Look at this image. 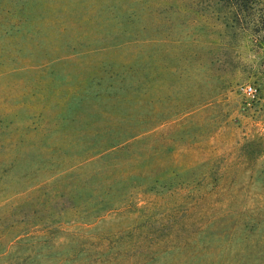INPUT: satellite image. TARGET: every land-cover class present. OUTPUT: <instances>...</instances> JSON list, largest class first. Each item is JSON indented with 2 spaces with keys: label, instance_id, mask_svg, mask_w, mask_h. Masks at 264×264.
Here are the masks:
<instances>
[{
  "label": "rangeland",
  "instance_id": "obj_1",
  "mask_svg": "<svg viewBox=\"0 0 264 264\" xmlns=\"http://www.w3.org/2000/svg\"><path fill=\"white\" fill-rule=\"evenodd\" d=\"M0 264H264V0H0Z\"/></svg>",
  "mask_w": 264,
  "mask_h": 264
},
{
  "label": "built area",
  "instance_id": "obj_2",
  "mask_svg": "<svg viewBox=\"0 0 264 264\" xmlns=\"http://www.w3.org/2000/svg\"><path fill=\"white\" fill-rule=\"evenodd\" d=\"M243 92L248 96L256 95V87L253 84H246L242 87Z\"/></svg>",
  "mask_w": 264,
  "mask_h": 264
},
{
  "label": "trees",
  "instance_id": "obj_3",
  "mask_svg": "<svg viewBox=\"0 0 264 264\" xmlns=\"http://www.w3.org/2000/svg\"><path fill=\"white\" fill-rule=\"evenodd\" d=\"M241 1L243 2V1H247V0H241Z\"/></svg>",
  "mask_w": 264,
  "mask_h": 264
}]
</instances>
